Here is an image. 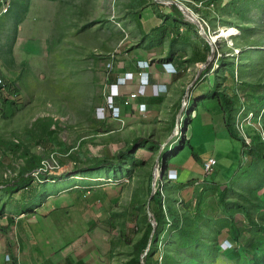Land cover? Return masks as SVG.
Masks as SVG:
<instances>
[{"label":"rangeland","instance_id":"rangeland-1","mask_svg":"<svg viewBox=\"0 0 264 264\" xmlns=\"http://www.w3.org/2000/svg\"><path fill=\"white\" fill-rule=\"evenodd\" d=\"M178 1L190 10L199 13L198 17L206 23L204 25L215 47L211 63L207 62V58L211 55L205 43L208 41L200 34L199 27L182 11V15L177 13L172 6L175 3L169 0H100L101 3H107L105 8L108 12L111 10L102 18H100V14L105 12H101L96 0H70V2L64 1L63 5L59 1H54L44 13L29 14L27 24L23 28L24 30L26 27L25 35L27 36L46 37L51 41L53 48L49 52L44 39L30 37L32 40L28 39L29 41H27L31 49L41 54H47L48 57L36 53L29 54L30 66L25 68V66L18 65L20 67L18 69L22 68V71L29 72V82L22 81L21 91L0 93V188L2 187V175L6 177L16 175L17 169L24 165V159L20 153L24 147L15 143L23 142L32 151L39 153L44 161L47 159L46 156H50L49 159L52 160H49V167L53 170L45 179L52 181L47 183L48 189H50V191L47 190L48 193L55 189V181L57 184L60 182V185L63 182L70 184L68 188L70 189L75 179L82 180V186L86 185V187H82L85 192L101 187L106 190L110 205H106L105 209L110 207L113 210L115 215L113 223H116L114 228L111 225L112 231H110L114 234V236L112 235L113 251L117 248L116 240L119 237L125 244L123 250L125 256L131 248L128 241L135 240L139 235L140 219L144 213L149 218L148 210L150 209L149 205L144 202L145 195L141 198L135 196L138 186L145 190L149 181L145 174L151 169L154 171V165L157 159L161 161L162 153L167 145L169 155L173 154V150L170 148L173 139L181 141L182 134H184V137L190 140L192 136L188 122L194 117L195 110L191 107L190 99L187 101L188 96L192 97V102L207 92L205 93L207 101L209 104H216L218 110H223L222 106L224 105L220 100L221 92L217 91L218 89L228 97L233 96L235 110L231 107L230 115L236 130L244 136L247 144L258 133L261 139L264 138V0ZM9 4H12V0H9ZM175 5L179 8L177 4ZM140 13L141 17H139ZM118 15H122L125 20H118ZM1 20L5 28L6 15H3ZM172 21H177L178 32L173 29ZM163 22H166L165 29L162 32L157 31L153 35L156 26ZM212 22L215 25H212ZM143 26L146 30L151 28L145 35L141 33ZM225 28H233L234 31L232 34L220 36L217 39L213 38L214 34L217 36L218 31ZM184 36L189 37L184 38ZM61 38H63L62 42H60ZM139 38L142 39V42L148 38L149 44L159 41L169 44L172 41L175 42L174 49H186V52H192L193 45L196 44H200L203 49L206 48V51L203 52L206 59L200 66L201 70L194 71L193 68L190 70L189 76H184L185 86L191 81L193 84L195 78V83L201 84V86L193 90L191 85H188V92L186 91L187 95L181 106L176 102H173V105L166 103L159 111L146 108L147 103L144 105L138 103V108L141 110L138 109L139 112L134 113L131 109H133L134 99L138 96L130 100H127V96L131 91L136 90L137 86L132 88L129 85L125 90L127 96L117 98L119 101L117 108H120L121 113L119 117H123L124 113L123 121L120 122V118H114L115 121L109 122V119L97 117L96 110L99 105L95 108L92 106V102L98 103L101 100L103 90L104 96L106 95V89L109 86L107 84L112 80L110 76L112 70L116 68V62L120 67L127 69H131L135 63L138 67L148 64L146 68L148 76L146 77H149L150 82L145 87L144 95H146L148 87L147 94L165 95L163 93L166 91L163 88L160 90L157 88L158 84L164 83L152 81V73L159 76L158 72H153L152 62L157 64L156 60L163 57L161 49L166 45L152 47L154 51L146 52L147 59H140L137 58L140 51L136 49ZM37 40L41 41L43 49ZM101 40H104L105 43H102ZM159 45L161 44L159 43ZM93 50L95 51L90 58L89 54ZM73 52L78 54L75 59ZM142 53H145V49H141ZM53 55L56 59H53ZM118 55L119 57H117ZM16 56L22 58V56L19 57L18 52H16ZM149 56L152 57V61ZM221 58L227 65L231 63L233 72L230 66L225 70L221 68L223 67ZM109 61L112 68L107 76L106 63ZM161 64L164 69L172 72L173 66L169 65L168 60H163ZM13 67H17V65ZM42 68H48L52 72L57 70L61 74H58L59 76L55 79L51 78L53 75L50 73L46 78H42L40 73L48 72ZM216 68H219L217 69L218 73L214 71ZM153 69L157 71L154 65ZM173 70L176 69L173 68ZM31 72L33 73L30 74ZM70 73L73 74L69 75ZM123 73L118 74L112 81ZM134 76L132 74L128 80L129 83L130 80L133 81ZM123 86H128V84L121 86L120 94ZM66 87L69 88L67 91L63 89ZM177 87L176 84L173 87V92ZM71 93H74L76 97ZM57 94L62 98L54 97ZM204 97L202 96V98ZM7 100L11 102L8 105ZM201 106L202 104L199 105V109ZM183 120L185 123L187 122V125ZM52 123L56 124L58 128L54 137L41 138L42 125ZM155 123L158 126L157 129L152 127L154 125L150 126ZM127 124H131L132 129L139 124V132H135L133 137H142V133L144 134L142 129L143 131L155 129L159 133L156 134L159 140L155 142L153 148L141 146L134 155L128 157L139 158L144 161V165H138L135 163L136 161L132 162V160L129 163L123 160L115 165L116 169L111 170L115 167L104 163L102 158L114 156L122 146L125 147L120 139L124 134H119L120 131L117 130H124ZM224 129L217 127L215 133L209 128L204 127L203 129L202 124H199V130H203L205 136L201 133L204 139L197 138L195 135L198 130H195V135L191 139L194 146L193 151L190 152L189 148H182V143L179 144L180 152L178 154H181V157L177 159V163L181 166L179 167L183 173L182 176L185 178L196 177L197 179L202 177L210 182L220 183L221 187L227 184L223 187L224 189L234 183V187L231 186V197H233V192L236 193L237 200L244 206L247 200L253 196L255 202L260 204L264 196L263 173L258 171L257 166L256 172L252 176H248L251 164L249 155L253 152L249 151L248 145H243L244 143L239 137L226 136ZM106 130H111L112 133L107 135ZM15 139H18L19 142L14 141ZM192 152L199 155V158L191 157L189 153L192 154ZM208 158H214L217 162L215 165L213 164L212 172L205 170L203 166L204 161ZM174 160L173 156L172 161ZM54 167H58V169L55 170ZM158 167L163 174L164 169L161 164ZM169 173L172 176L177 174L175 168H172ZM142 178L145 182L143 186L140 185ZM241 182L246 183V188H243L244 193L238 192L237 185H240ZM158 184L159 180L157 187ZM41 186V188L44 187L43 184ZM253 187L255 188L254 192ZM60 189L65 190L66 187L63 186ZM60 189L57 191L61 192ZM193 189V185H190L182 191L184 199L181 206H185L191 212H194L196 203ZM21 195L22 191L0 189V199L3 200L5 206L11 207L13 201L16 200L13 198L21 197ZM39 198L43 199V197ZM251 210L254 219L258 221L261 216L260 206L251 207ZM152 215L154 217L153 213ZM235 218L236 226L242 229L240 239L245 243L251 233L247 227V219L240 210L236 211ZM254 227L256 233H264V229L258 228L256 225ZM224 236L226 235L224 234ZM228 238L230 239L229 236L224 237L221 240V245L224 243L225 246L227 244L225 241ZM165 243L166 240H163L159 245L163 247ZM259 243L264 244V237L260 238ZM180 256L184 259L183 249L180 250ZM224 264L233 263L224 262Z\"/></svg>","mask_w":264,"mask_h":264},{"label":"crops","instance_id":"crops-1","mask_svg":"<svg viewBox=\"0 0 264 264\" xmlns=\"http://www.w3.org/2000/svg\"><path fill=\"white\" fill-rule=\"evenodd\" d=\"M54 1H59L62 5L64 4V1L70 2V0H12L10 8L6 11H2L1 8L3 6V1L0 0V74L5 80V86L0 88V93L2 92L5 94L7 92L10 93V91H21L22 81L24 83L29 82V72L27 73L25 70L22 71V68L18 69L20 68L18 65L25 66V68L30 66L29 54L32 55L33 53H36L38 55H43L46 58L48 57L47 54H41L31 49L27 41H29L28 39H30V37L39 40L44 39L48 47V52L51 48H53L51 41L46 39V37L37 38L30 35L27 36L25 35L26 27L24 30L23 28L27 24L26 22L29 14L31 15L36 13L40 15L41 13H44L47 8L52 6L51 3H54ZM99 1L100 0H96L97 6L101 12H105L100 14V18H102L104 15L110 13L111 10L108 12L105 8L107 3H101ZM3 15H6L7 18L5 28L1 22ZM20 15L22 16V22L18 27L19 34L13 42V58L11 60L7 58L6 47L8 44L9 32L12 30V25L15 22L16 17ZM141 15L142 14L140 13L139 17H141ZM117 17L118 20H125V18H122V15H118ZM178 26L174 29L176 32L179 30ZM149 30H146L145 26H143L141 28V33L145 35L149 32ZM154 32L155 33H153V35H155L157 31L154 30ZM187 37L189 36H184V38ZM62 41L63 38H61L60 42ZM174 41H176V39H174ZM101 42L105 43L104 40H101ZM164 42L165 41H159L155 44H149L148 38H146L144 42H142V39L139 38L136 43V49L140 51L137 58L140 59H147L148 56L146 52L154 51L152 47L166 45L161 49L163 57L156 60L157 64L154 61L152 62L154 68L157 69V71H155L152 65L153 72H158L157 75H159L157 77L155 73H152V81L164 83L158 84L157 88L159 90L160 88H163L168 95L166 93H163V95L165 94L164 96H162V94L159 96L147 94L148 87L146 95H138V98L134 99L132 106L133 109H131L134 113L141 110L138 108V103H141L142 105L147 103L146 108L156 109L159 111L166 103L173 105L172 103L176 102L181 106L184 97L186 96L188 85H191L193 90L196 87L201 86V84L195 83L196 78L193 84L191 81L190 83H187V86H185L186 80L184 76H189L190 70L193 68L194 71L199 70L200 66H202V62L206 59V56L203 54V52L206 51V48H204V50L201 48L200 44H196L195 46L193 45L192 52H186V49H174L175 42L170 41L169 44ZM38 43L43 49L41 41H38ZM159 43L161 45H159ZM141 49H145V53L141 54ZM207 50L209 51L210 49ZM94 51L95 50L89 54L90 58H92ZM158 51H160V49H158ZM16 52H18L19 57L22 56V58H18L16 56ZM73 53V58L75 59L78 54L76 52ZM117 57H119V55ZM149 58L152 61V57L149 56ZM53 59H56L55 55H53ZM163 60L172 62L171 66H173L176 70H173L172 68V72H170L167 69H164L161 64ZM54 64L56 63L54 62ZM16 65L17 67H13ZM43 69L48 72H43ZM42 70H39L42 71L40 73L42 78H46L47 74L50 73L53 75L51 78L55 79V77L59 76L58 74H61V72L58 73L57 70H53L52 72V70L48 68H42ZM125 70L134 72L135 76L133 81L130 80L128 86L122 87L121 94L118 95L117 98L127 96V94H125V90L129 87V85H131L132 88H135L140 82L139 69L136 63L135 66L133 64L131 69H127L120 67V65H117L116 62V68L112 70L110 78L113 80L118 74L123 72L125 73ZM32 73L33 72L30 74ZM71 74L73 73H70L69 75ZM176 84L178 87L176 91L173 92V87ZM63 89H66L67 91L69 88L66 87ZM205 93L207 92L202 94V96H205L204 98L200 96L198 99L195 98V100L191 102V107L195 110V114L193 119H190L188 122V126L190 125L191 128L194 126L193 130H198V132L196 135L195 132H191L192 136L190 140L193 139L194 135L197 138L204 139V131L199 130V124H202L203 129L204 127L209 128L210 131L215 133L217 132V127L218 129L225 128L224 132L226 133V136H230L227 131L226 112L224 109L218 110V106L216 104H209L206 98L207 94ZM71 94L73 96L75 95L74 93ZM54 97L62 98L59 94L54 95ZM103 97L104 90L102 92L101 100L98 103L92 102V106L96 108L100 105L103 102ZM188 97L190 100L192 99V97ZM130 99L131 97L129 98V96H127V100ZM117 102L119 103L118 100ZM8 103L11 102L8 101L7 105ZM61 104L63 105L64 102ZM200 104H202L201 109H199ZM222 107H224V105ZM123 117L120 119V122L123 121ZM105 119H109V122L115 121L114 118ZM130 126L131 124H127L125 125L124 130H117L120 131L118 132L119 134H124V136L120 137V139L123 141L125 146L132 144L135 132H139V124L134 126L135 128L133 129ZM106 133L109 135V133L112 132L111 130H106ZM201 133L203 136H201ZM81 183L82 180L75 179V181L71 184L72 188L68 189L70 184L63 182L65 185H60V182L57 184L55 181L54 188L56 186L57 188L51 190L53 195L48 193V195L43 197L42 200L38 197L30 199L28 202L26 201L27 198L21 200L20 197H16L13 198L16 200L13 201L11 207L4 205L3 209H0V263L5 262L4 256L7 252L13 254V245L17 243L19 245L20 256L19 258L14 257V259L19 264H124L127 258V254L125 256V252L123 251L125 244H123L121 242L122 240L118 237L116 240L117 248L113 251L114 240H112V235L114 236V234L110 231H112L111 225L114 228V224L116 223L113 224V217L115 216L113 214V210L110 207L105 209L106 205H110L108 204V196L105 192L106 190L101 187L100 189L94 188L91 189L90 192H85L82 187H86V185L82 186ZM63 186L66 187L65 190L60 189ZM48 188L49 187H47L46 190L50 191ZM59 189L61 192H58ZM112 200H114V198H112ZM0 201L3 202L2 199H0ZM19 202H26L28 204L23 206L19 205ZM111 214H113V217Z\"/></svg>","mask_w":264,"mask_h":264},{"label":"trees","instance_id":"trees-1","mask_svg":"<svg viewBox=\"0 0 264 264\" xmlns=\"http://www.w3.org/2000/svg\"><path fill=\"white\" fill-rule=\"evenodd\" d=\"M172 6L177 13L182 15L181 10L175 4H172ZM21 22L22 16H17L12 25V30L9 32L6 54L7 58L11 60L13 58V42L17 38L18 27ZM165 23L166 22H163L161 25L156 26V31L162 32L165 29ZM171 24L173 29L178 26L177 21H172ZM212 25H215V23L212 22ZM205 43L207 49H210V44L207 42ZM222 66L221 68L225 70L228 66L231 67V63L227 65L222 60ZM219 68H216L214 71L218 73L217 69ZM231 71L233 72L232 67ZM234 79L236 80V78ZM4 86L5 80L4 84H2V82L0 83V88ZM217 91L221 92L220 100L224 104L223 109L227 114L226 125L229 135L239 137L243 141V145H248L249 151L253 152L249 155L251 164L248 176H252L253 173L256 172V167L258 166V171L263 173L262 177L264 179V138L261 139L260 134L256 133L257 135H255V138H252L250 143L247 144L244 136L236 130L234 122H232L233 120L231 119L232 116L230 115V111L232 110L231 107L235 110V98L233 96H226L220 89ZM189 115L191 116V114ZM192 119L193 118H191V120ZM102 120L104 121L105 119ZM185 125H187V122ZM152 127L155 129L158 128L156 124ZM193 127L191 128L192 133L195 132ZM155 129L142 131L144 132V134L142 133V137H134L132 144H128L124 148H121L114 156L109 158L104 157L102 160L110 167H115L117 163H121L123 160L128 161V163L132 160V162L136 161L135 163L138 165H144V161L139 158L135 159L134 156H132V158L128 157L132 154L134 155L141 146L149 147L150 149L155 146V142L159 140L158 135H156L159 133ZM57 130V125L54 123L42 125L41 138L45 136L54 137ZM182 135L183 139L181 141H175L174 139L171 141L170 148L175 155H169L167 151L168 145L162 153L160 164L164 170L155 193L150 197L153 177L152 169L145 174L149 179L145 190L142 189L141 186H138L135 192V196L138 198L145 195L144 202L146 205H149V209L154 214L157 227L152 233L153 225L147 214L144 213L139 221V235L135 240L131 239L128 241L131 248L127 251V258L124 264H224V262L233 264H264V244L259 243L260 238L264 237V233H256L254 227V225H256L258 228L264 229V196L260 204H257L252 196L243 206V204L237 200L236 193L233 192V197H231V186L233 185L234 187V183L228 185L227 188L224 189L219 185L220 183L210 182L202 177L200 179L196 177H183V173L180 169L181 166L177 163V159L181 157V154H178L180 152L179 144L182 143V148H189L190 152L193 151L194 146L191 140L186 139L184 134ZM14 141L19 142L18 139ZM15 144L24 147V150L20 151L24 159V165H21V167L17 169L16 175L6 177L1 174L3 178L2 187L0 189L16 192L22 191L20 199L23 200L27 198V202L30 199H35L40 196L46 197L48 194L46 190L48 187L47 183L50 179H45H47L51 173H49V169H44V159L41 158L39 153L25 146L23 142ZM189 155L195 159L199 158V155H196L195 152H192V154L189 153ZM173 156L175 157L174 161H172ZM49 157L50 156H46L47 159ZM119 158H121V160H119ZM172 168L176 169L177 174L174 176L169 173ZM113 169H116V167L111 168V170ZM143 183L145 182L142 178L140 185L143 186ZM42 184L44 186L43 188H41ZM190 185H193V192L196 197L194 212H191L185 206H181L184 199L182 191L185 187H189ZM260 186L257 187L260 188ZM237 187L238 192H243V188H246V183L241 182ZM55 188H57V186ZM254 190L255 188L253 187V192ZM41 193L44 194L40 195ZM27 204L26 202H19V205L26 206ZM4 205L5 203L1 202L0 209H3ZM258 205L261 209V216L260 219L256 221L253 217L251 207H257ZM237 210H240L247 219V227L251 232L245 243L240 239L242 229L238 228L235 224V214ZM124 215L126 216V214ZM224 234L226 236H224ZM228 236L230 237V239L228 238L226 241L228 244L224 246L223 243V247L221 245V240ZM259 236L260 238H258ZM163 240H166V243L162 247L159 243ZM149 243L150 245L147 253L141 257ZM181 249L184 250V259L180 256Z\"/></svg>","mask_w":264,"mask_h":264},{"label":"built area","instance_id":"built-area-1","mask_svg":"<svg viewBox=\"0 0 264 264\" xmlns=\"http://www.w3.org/2000/svg\"><path fill=\"white\" fill-rule=\"evenodd\" d=\"M3 1V6H2V8H1V10L2 11H6L8 8H9V6H10V4H9V0H2ZM169 65H171V63L169 62ZM141 66V74H142V78H143V80L144 81H147L148 79H147V77L146 76H148V71H147V66H148V64H146V65H140ZM132 76V72L131 71H126L123 75H119L118 77H117V83L116 82H110L108 85H109V87H111V89H112V93L111 94H109V95H107V105L111 108V109H113V113L115 114V115H118L119 114V108H117V106H115V104H114V95L118 92V89H119V85H120V83H125V84H128L129 83V79H130V77ZM2 81V79H1V77H0V82ZM145 87H146V85H145V83H141V84H139V86H137L136 87V90H133V91H131L130 93H129V96L131 97V98H134V97H137L138 95H141V94H144V91H145ZM101 109H103V107L101 108ZM101 117H103L104 115L103 114H101L100 115ZM210 159H214V158H210ZM52 160V159H46L45 161H44V164H45V167H44V169H49L50 171H52L53 170V168H51V167H49V162ZM215 160V159H214ZM52 162H55V161H52ZM51 168V169H50ZM40 169H43V168H40ZM39 169V170H40ZM54 169L56 170V169H58V167H54ZM213 169H214V166H213V164H205V170H208V171H210V172H212L213 171ZM13 248H14V251H13V254H11V253H9V252H7L6 254H5V256H4V260H5V262L4 263H0V264H19L15 259H14V257H17V258H19V245L16 243V244H14L13 245Z\"/></svg>","mask_w":264,"mask_h":264},{"label":"bare ground","instance_id":"bare-ground-1","mask_svg":"<svg viewBox=\"0 0 264 264\" xmlns=\"http://www.w3.org/2000/svg\"><path fill=\"white\" fill-rule=\"evenodd\" d=\"M203 4V3H202ZM201 6V5H200ZM192 11V13L195 15V16H198L199 15V13H196V12H194L193 10H191ZM188 18H192V17H190V16H188ZM204 24H205V22H204ZM234 31V29L233 28H225V29H220L218 32H219V34L217 35V36H215V34H214V36H213V38H215V39H217L218 37H220V36H224V35H229V34H232V32ZM210 53H211V55H210V57L209 58H207V62H210L211 61V59L213 58V56H214V54L212 55V50L210 49ZM214 53H215V50H214ZM112 67H111V63H110V61L109 62H107L106 63V69H107V76H109V71H110V69H111ZM201 70V68L199 69V71ZM0 77H1V79H2V84H4V81H3V77L0 75ZM0 82V83H1ZM110 82H118L117 81V79L116 80H114V81H110ZM109 82V83H110ZM108 83V84H109ZM107 84V85H108ZM123 84H125V83H120V85H119V89H118V92L114 95V104H115V106H117L118 107V102H117V96L120 94V88H121V86L123 85ZM106 85V86H107ZM112 93V89H111V87H109V86H107V89H106V95L104 96V100H103V103L101 104V105H99L98 107H97V110H96V113H97V116H99V117H101L100 115L101 114H103L104 116L103 117H101V118H106V117H111V118H115V119H119L120 117H119V115L121 116V113H120V108H119V114L118 115H115L114 113H113V109H111L108 105H107V95H109V94H111ZM186 97V96H185ZM187 99V101H189V97L188 98H186ZM103 107V109H101ZM122 118V117H121ZM120 118V119H121ZM183 133V132H182ZM205 164H216V160H214V159H210V158H208L207 160H205L204 161V168H205ZM160 173V170L158 171V174ZM158 176H160V175H158ZM160 179V178H159ZM223 240V239H222ZM226 242V241H225ZM228 244V243H227ZM232 245V244H231ZM223 246V245H222ZM224 247V246H223ZM232 247V246H231ZM226 248V247H225Z\"/></svg>","mask_w":264,"mask_h":264},{"label":"water","instance_id":"water-1","mask_svg":"<svg viewBox=\"0 0 264 264\" xmlns=\"http://www.w3.org/2000/svg\"><path fill=\"white\" fill-rule=\"evenodd\" d=\"M169 1L172 2V3L177 4L179 6L180 10L183 13H185L187 16L192 17L191 18V21H193L199 27L200 34L204 38H206V40L210 44L211 50H212V55H213L214 54L215 47H214L212 38L209 36V34H208L207 30H206V27H205L204 22L202 21V19L199 18L198 16H195L192 13V11L186 5H184L183 3H181L180 1H178V0H169ZM187 92H186V95H187ZM159 165H160V161H159V159H157V161H156V163L154 165V171H153V177H152V190H151L150 197L155 193V191L157 189V183H158V180H159L158 177L159 178H160V176L162 177V173L161 172L158 174V170H160L159 167H158ZM158 175H160V176H158ZM226 185H224L223 187H225ZM148 214H149L150 222L153 225V231H152V233H153L155 231L156 227H157V222H156L155 218L153 217L152 212L150 210H148ZM151 236H152V234H151ZM149 245H150V243L148 244L145 252L142 253L141 257H143L147 253V250L149 249Z\"/></svg>","mask_w":264,"mask_h":264},{"label":"clouds","instance_id":"clouds-1","mask_svg":"<svg viewBox=\"0 0 264 264\" xmlns=\"http://www.w3.org/2000/svg\"><path fill=\"white\" fill-rule=\"evenodd\" d=\"M206 24V23H205ZM170 63H172V62H170ZM138 69H139V79H140V81H141V83L143 82V83H145V85H148L149 84V82H150V79H149V77L147 78L148 80L147 81H144L143 80V78H142V74H141V66H139L138 67ZM132 72V71H131ZM132 74H134V72H132ZM132 77V76H131ZM141 95H143V94H141ZM161 179V178H160ZM160 179H159V181H160Z\"/></svg>","mask_w":264,"mask_h":264}]
</instances>
